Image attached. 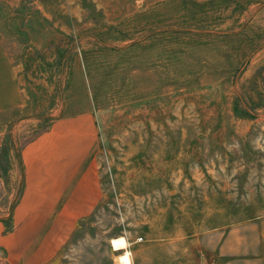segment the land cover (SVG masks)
<instances>
[{
	"label": "rangeland",
	"instance_id": "374dc122",
	"mask_svg": "<svg viewBox=\"0 0 264 264\" xmlns=\"http://www.w3.org/2000/svg\"><path fill=\"white\" fill-rule=\"evenodd\" d=\"M53 133L99 197L41 264H264V0H0V264Z\"/></svg>",
	"mask_w": 264,
	"mask_h": 264
},
{
	"label": "crops",
	"instance_id": "0c3cea01",
	"mask_svg": "<svg viewBox=\"0 0 264 264\" xmlns=\"http://www.w3.org/2000/svg\"><path fill=\"white\" fill-rule=\"evenodd\" d=\"M57 140L55 133L44 144L35 140L30 144L32 149L24 161L25 188L18 207L39 205L40 208L38 215L24 217L23 222L15 225V230L9 234L15 248L12 253H18L19 264L23 263V253L28 256V261L23 264H41L51 259L68 237L69 230L66 229L69 226H63L61 222H70L71 216L76 213L87 214L89 207L99 197L89 155L76 157V149L81 139L80 143L76 139H68L63 151ZM82 206L88 208L79 213ZM18 214V220H21L22 215L26 216ZM16 216L15 212V220ZM33 220H41L43 224L33 232L31 229L28 231L27 227Z\"/></svg>",
	"mask_w": 264,
	"mask_h": 264
},
{
	"label": "bare ground",
	"instance_id": "6f19581e",
	"mask_svg": "<svg viewBox=\"0 0 264 264\" xmlns=\"http://www.w3.org/2000/svg\"><path fill=\"white\" fill-rule=\"evenodd\" d=\"M112 244H113L115 249H119V248L124 247L125 242H124L123 238H118V239L112 240ZM121 262H123L124 264H129V257L125 256V257L121 258Z\"/></svg>",
	"mask_w": 264,
	"mask_h": 264
},
{
	"label": "clouds",
	"instance_id": "9594fccd",
	"mask_svg": "<svg viewBox=\"0 0 264 264\" xmlns=\"http://www.w3.org/2000/svg\"><path fill=\"white\" fill-rule=\"evenodd\" d=\"M122 243V242H121ZM126 259V258H125Z\"/></svg>",
	"mask_w": 264,
	"mask_h": 264
}]
</instances>
